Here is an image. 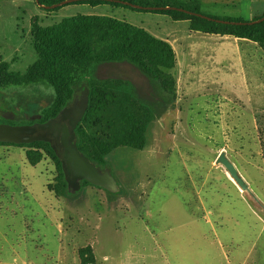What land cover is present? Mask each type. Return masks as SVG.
<instances>
[{
	"label": "rangeland",
	"instance_id": "obj_1",
	"mask_svg": "<svg viewBox=\"0 0 264 264\" xmlns=\"http://www.w3.org/2000/svg\"><path fill=\"white\" fill-rule=\"evenodd\" d=\"M200 12L248 21L264 13V0H201ZM75 15L126 21L168 42L176 55L174 108L149 127L142 151L110 154L119 186L112 199L92 185L62 195L44 149L0 146V264H264V52L162 14L0 0V63L24 73L37 59L32 21L49 27ZM94 76L128 80L153 98L129 64H102ZM6 95L0 104L12 95L25 102L7 120L13 126L31 124L32 110L50 98L46 90ZM222 151L257 202L216 164Z\"/></svg>",
	"mask_w": 264,
	"mask_h": 264
},
{
	"label": "trees",
	"instance_id": "obj_2",
	"mask_svg": "<svg viewBox=\"0 0 264 264\" xmlns=\"http://www.w3.org/2000/svg\"><path fill=\"white\" fill-rule=\"evenodd\" d=\"M37 1L42 6H52L65 0ZM115 1L127 2L142 9H132ZM70 4H106L115 8L162 14L173 21H188L189 29L193 32L248 40L264 52V21L252 23L264 17V13L245 21L214 17L207 20L178 10H145L148 7H174L201 14V0H82ZM30 34L36 61L24 73L10 72L7 64L0 63V93L6 95L11 90L17 93L49 91L50 98L46 104L32 110L35 115L41 116V122H46L56 118L63 108L70 106L86 91L87 109L75 129L79 152L100 170L107 169L111 173L108 157L113 151L121 147L142 151L147 145L149 127L174 108L176 78L173 70L176 55L171 45L126 21L95 15H75L49 27H40L34 20ZM108 63L132 66L151 85L153 98L142 97L128 80L95 77L96 68ZM6 96H3L0 110L10 111L18 118L25 102L16 95ZM7 122L0 120V123ZM3 145L44 149L58 169L61 194L68 195L62 171V155L58 148L54 150L45 142L28 145L0 143V146ZM27 159L32 161L29 154ZM87 185L86 182L81 183V186ZM106 193L109 199L117 195ZM83 252L81 250L80 253Z\"/></svg>",
	"mask_w": 264,
	"mask_h": 264
},
{
	"label": "water",
	"instance_id": "obj_3",
	"mask_svg": "<svg viewBox=\"0 0 264 264\" xmlns=\"http://www.w3.org/2000/svg\"><path fill=\"white\" fill-rule=\"evenodd\" d=\"M41 8L55 9L66 4L78 2L82 0H65L52 6H42L35 0ZM113 1V0H104ZM129 6L132 9H142L137 5H132L127 2L115 1ZM145 10H178L189 15H196L200 18L212 20V18L202 15L193 14L189 11L174 8V7H148ZM219 23H230L228 21L216 20ZM264 21V17L252 22L260 23ZM234 24V23H232ZM70 106L63 108L56 118L50 119L45 123H35L32 125L13 126L6 123H0V143H9L14 145H28L33 142H45L51 145L56 150L58 148L62 155V171L64 180L69 192L76 193L81 188V183L86 182L89 185L95 186L105 192L114 194L119 191L117 181L112 174L107 170H100L91 163L84 155H82L76 146L75 129L83 118L87 109V92L85 91L79 99H75ZM76 102L78 105H76ZM1 118L10 120L13 115L2 114ZM41 116H32L31 120H39ZM216 164L222 166L230 179L238 186L240 190L247 193L255 202L256 197L252 194L248 184L239 174L235 164L230 161L226 153L222 151L217 159Z\"/></svg>",
	"mask_w": 264,
	"mask_h": 264
},
{
	"label": "flooded vegetation",
	"instance_id": "obj_4",
	"mask_svg": "<svg viewBox=\"0 0 264 264\" xmlns=\"http://www.w3.org/2000/svg\"><path fill=\"white\" fill-rule=\"evenodd\" d=\"M76 99H79V98H76ZM74 101H76V100H74ZM76 105H78L77 102H76ZM4 113H7V112H4V111L0 110V115H1V114H4ZM11 115H13V114H11ZM34 116H36V115H34ZM13 117H14V115H13ZM0 120H1V119H0ZM5 121H7V120H5ZM30 121H31L32 123L29 124V125L35 124V123H37V122H39V123H45V122H41V119H39V120H30Z\"/></svg>",
	"mask_w": 264,
	"mask_h": 264
},
{
	"label": "crops",
	"instance_id": "obj_5",
	"mask_svg": "<svg viewBox=\"0 0 264 264\" xmlns=\"http://www.w3.org/2000/svg\"><path fill=\"white\" fill-rule=\"evenodd\" d=\"M240 40H243V39H240ZM244 41H247V40H244ZM249 42H251V41H249Z\"/></svg>",
	"mask_w": 264,
	"mask_h": 264
},
{
	"label": "bare ground",
	"instance_id": "obj_6",
	"mask_svg": "<svg viewBox=\"0 0 264 264\" xmlns=\"http://www.w3.org/2000/svg\"><path fill=\"white\" fill-rule=\"evenodd\" d=\"M230 179V178H229ZM233 182V181H232Z\"/></svg>",
	"mask_w": 264,
	"mask_h": 264
}]
</instances>
